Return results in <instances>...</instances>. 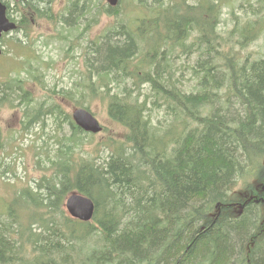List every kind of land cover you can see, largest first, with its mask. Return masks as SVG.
<instances>
[{
	"label": "trees",
	"instance_id": "16d2710c",
	"mask_svg": "<svg viewBox=\"0 0 264 264\" xmlns=\"http://www.w3.org/2000/svg\"><path fill=\"white\" fill-rule=\"evenodd\" d=\"M53 1L4 0L16 31L26 36L44 19L57 42L81 47L85 74L51 92L73 107L100 102L124 134L108 136L103 157L86 151L93 134L58 100L33 105L20 69L0 83V106L23 107L22 130L55 120L38 157L50 173L0 216V264H264V0L225 11L221 0H68L57 11ZM79 11L88 18L73 20ZM102 16L115 20L82 48ZM259 37L261 52L242 54ZM171 38L191 43L181 72L170 51L184 43ZM34 56L24 72L43 84ZM72 192L94 202L90 221L66 214Z\"/></svg>",
	"mask_w": 264,
	"mask_h": 264
},
{
	"label": "rangeland",
	"instance_id": "374dc122",
	"mask_svg": "<svg viewBox=\"0 0 264 264\" xmlns=\"http://www.w3.org/2000/svg\"><path fill=\"white\" fill-rule=\"evenodd\" d=\"M186 4L193 5V0H185ZM203 4V0H200ZM244 0H221V9L223 11L235 8L240 2ZM24 2V1H23ZM22 2V3H23ZM104 3L105 0H103ZM126 0L121 2L120 5H124ZM246 1L244 2V4ZM53 11L60 10L67 6L68 0H54L52 3ZM195 4V3H194ZM13 5V3H12ZM197 10L202 11L203 6L195 7ZM93 13H97L98 8L91 10ZM79 16H76L79 14ZM215 13V12H213ZM80 11L73 14L71 18L73 20L79 19L84 21L88 16L82 15ZM223 14V13H222ZM226 15H224L225 17ZM114 17L102 16L98 24L94 25L85 37L81 39V46L84 48L87 43V39H93L102 33L106 25L114 22ZM226 23L230 26L231 22L227 19ZM218 26V30L222 31V23L218 20L215 23ZM168 32V31H167ZM179 37L184 35L189 36V30L176 31ZM175 32V33H176ZM58 35L55 25H51L48 21L44 19L38 20L32 29L28 32V35H24L21 31H12L6 34L0 39V46L2 47V54L0 55V83L7 81L11 76H16L18 70L20 69V76L25 77V86L32 94V104L38 105L40 102L45 101L50 104L53 100H58L64 110L71 113L73 110L72 103L68 102L66 99H61L55 93L51 92L52 89H59L60 87H69L80 79L82 75L85 74L84 68V55L80 46H77L76 41H72L73 45L63 44L57 42L56 36ZM74 34H70L68 38L73 37ZM162 39L160 36H158ZM262 37H264L262 35ZM18 40L23 42L25 46L17 47ZM46 41V45L42 43ZM176 44L183 42L184 47L180 45H174L171 52V58L173 63H175V70L180 71L182 66L181 62H188L185 52L191 43L188 44L189 39H184V41L175 38H171ZM264 40V38H263ZM263 40L257 39L254 43L249 44L244 49L240 51L242 54L250 53L255 57L259 52H261ZM28 46V47H26ZM72 46V47H71ZM71 48L69 51L68 49ZM168 50V49H167ZM3 51L4 54H3ZM41 54L42 71H43V84L39 81H35L32 76L27 75L24 72L23 60L29 58L31 64H35L34 55ZM73 55V58H72ZM140 60L131 61V69H138V64ZM29 67V65H28ZM139 68L140 65H139ZM142 68H148V66H142ZM17 70V71H16ZM16 71V72H15ZM176 71V72H177ZM80 72V74H78ZM179 78H182L180 73ZM185 72H183L184 76ZM188 76L186 75L185 79ZM191 82V81H189ZM188 82V83H189ZM191 87V84L188 85ZM186 87L184 89H188ZM0 95H1V85H0ZM37 107V106H36ZM90 110L97 117L99 122L106 127L105 131L93 134L87 137V142L84 144V149L89 152H95L96 155L105 156L109 149L104 142L107 140L108 136H114L113 138H119L124 134L122 126L113 123L107 116L105 106H103L98 101H93L91 103ZM22 112L23 107L17 106L16 104L3 105L0 106V216H4L5 203L11 201L23 188L28 185L37 186L38 183L42 182L41 178L45 174H49L50 170L45 169L43 163L38 161V157L41 155L44 157L43 149L39 153L40 145L44 140L53 143L54 140L49 136L54 132V118L53 116L47 115L44 119V123H37L28 131L22 130ZM63 132L69 133L66 125L63 126ZM44 162V159H43ZM4 171V172H3ZM37 184V185H36ZM18 196V195H17ZM16 196V197H17Z\"/></svg>",
	"mask_w": 264,
	"mask_h": 264
},
{
	"label": "water",
	"instance_id": "95a60500",
	"mask_svg": "<svg viewBox=\"0 0 264 264\" xmlns=\"http://www.w3.org/2000/svg\"><path fill=\"white\" fill-rule=\"evenodd\" d=\"M109 5H116L119 0H106ZM15 23L6 15V4L0 0V37L15 28ZM1 53V49H0ZM76 125L84 131L96 133L101 130L98 119L85 108H75L71 114ZM64 206L68 214L79 220L89 221L95 208L94 202L79 193L71 194Z\"/></svg>",
	"mask_w": 264,
	"mask_h": 264
},
{
	"label": "bare ground",
	"instance_id": "6f19581e",
	"mask_svg": "<svg viewBox=\"0 0 264 264\" xmlns=\"http://www.w3.org/2000/svg\"><path fill=\"white\" fill-rule=\"evenodd\" d=\"M110 7H115V5H109ZM74 193H76V192H72V193H70L67 197H66V199H65V201L64 202H66V200L68 199V197L71 195V194H74ZM77 193H79V192H77ZM79 194H81V193H79ZM83 197H86V198H88V199H90V200H92L90 197H88V196H86V195H84V194H81ZM95 209V208H94ZM93 214H94V210H93V213H92V215H91V217H90V219H89V221L91 220V218H92V216H93Z\"/></svg>",
	"mask_w": 264,
	"mask_h": 264
}]
</instances>
